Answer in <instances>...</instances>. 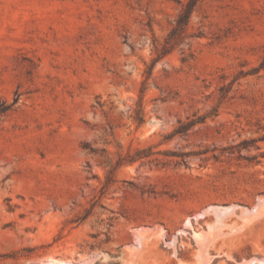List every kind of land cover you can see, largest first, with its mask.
<instances>
[{
	"label": "rangeland",
	"instance_id": "obj_1",
	"mask_svg": "<svg viewBox=\"0 0 264 264\" xmlns=\"http://www.w3.org/2000/svg\"><path fill=\"white\" fill-rule=\"evenodd\" d=\"M188 1L0 0V264L264 260V0Z\"/></svg>",
	"mask_w": 264,
	"mask_h": 264
},
{
	"label": "trees",
	"instance_id": "obj_2",
	"mask_svg": "<svg viewBox=\"0 0 264 264\" xmlns=\"http://www.w3.org/2000/svg\"><path fill=\"white\" fill-rule=\"evenodd\" d=\"M196 3H197V0H189L187 2L183 11L178 16V19L176 21V26L172 29V32L170 33L169 38H172L175 35L177 28H182V27L184 28V27L188 26L189 21H190V17H191V13H192L193 8L195 7ZM167 43H169V42H167ZM163 49L165 50L166 47L164 46ZM161 55L162 54H158L157 58L158 59L161 58ZM137 121H139V123H140V121H142V120L138 119ZM193 125H195V124L191 122L190 124L187 125V128H185V129L188 130ZM184 131H186V130H183V132ZM137 159H140V158H133V160H129L128 163H134L137 161Z\"/></svg>",
	"mask_w": 264,
	"mask_h": 264
},
{
	"label": "bare ground",
	"instance_id": "obj_3",
	"mask_svg": "<svg viewBox=\"0 0 264 264\" xmlns=\"http://www.w3.org/2000/svg\"><path fill=\"white\" fill-rule=\"evenodd\" d=\"M217 208H218V207H217ZM225 208H226V207H225ZM220 210H221V209H220ZM220 210H219V212H220ZM219 212H218V213H219ZM215 213H216V212H215ZM218 213H217V214H218ZM188 223H189V222H188ZM198 234H199V233H198ZM195 236H197V235H195ZM198 236H199V235H198ZM251 262H252V263H251ZM251 262H250V264H264V260H257V261H256V260L254 259V261L251 260ZM47 264H66V263H65V262H58V261H54V260H53V261H51V262H48ZM247 264H248V263H247Z\"/></svg>",
	"mask_w": 264,
	"mask_h": 264
}]
</instances>
